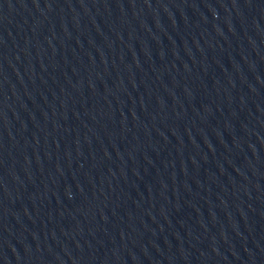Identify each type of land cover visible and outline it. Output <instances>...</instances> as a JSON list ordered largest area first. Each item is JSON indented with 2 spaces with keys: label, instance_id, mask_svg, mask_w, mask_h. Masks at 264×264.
I'll return each mask as SVG.
<instances>
[{
  "label": "water",
  "instance_id": "1",
  "mask_svg": "<svg viewBox=\"0 0 264 264\" xmlns=\"http://www.w3.org/2000/svg\"><path fill=\"white\" fill-rule=\"evenodd\" d=\"M0 264H264V0H0Z\"/></svg>",
  "mask_w": 264,
  "mask_h": 264
}]
</instances>
